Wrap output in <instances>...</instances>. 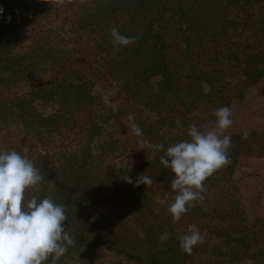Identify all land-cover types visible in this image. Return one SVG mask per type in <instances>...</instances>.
I'll use <instances>...</instances> for the list:
<instances>
[{"label":"trees","instance_id":"16d2710c","mask_svg":"<svg viewBox=\"0 0 264 264\" xmlns=\"http://www.w3.org/2000/svg\"><path fill=\"white\" fill-rule=\"evenodd\" d=\"M0 8V150L27 146L45 178L40 197L65 205L76 243L59 264H102L103 256L110 264H205L203 242L191 254L179 243L191 224L202 236L210 214L198 202L172 222L174 173L160 163L162 151L139 149L128 116L166 151L170 137L153 118L165 124L186 120L198 104L223 107L209 49L242 37L246 24L226 0H0ZM114 27L137 42L117 50ZM102 79L117 87L116 111L95 91ZM247 134H229L228 155H264V132ZM143 174L153 183L136 186Z\"/></svg>","mask_w":264,"mask_h":264},{"label":"rangeland","instance_id":"374dc122","mask_svg":"<svg viewBox=\"0 0 264 264\" xmlns=\"http://www.w3.org/2000/svg\"><path fill=\"white\" fill-rule=\"evenodd\" d=\"M256 2L263 6L255 7ZM226 3L228 12L246 24L242 37L213 42L208 54L213 81L223 94V107H229L232 113L233 124L226 134L262 133L264 2L226 0ZM116 88L114 83L102 79L95 91L105 95L112 90L114 96ZM214 110L208 104H198L186 120L170 118L165 124L160 119L153 118V121L165 129L173 145L190 139L187 131L193 123L212 127ZM229 159L230 164L235 163L232 169L225 166L204 182L206 192L199 204L211 218L201 222V260L205 264H260L254 258L264 261V155H229ZM101 263L110 264L111 258L103 256Z\"/></svg>","mask_w":264,"mask_h":264},{"label":"clouds","instance_id":"9594fccd","mask_svg":"<svg viewBox=\"0 0 264 264\" xmlns=\"http://www.w3.org/2000/svg\"><path fill=\"white\" fill-rule=\"evenodd\" d=\"M72 0H51L52 6L63 7ZM87 5L88 0H80ZM3 9L0 8V14ZM10 19V18H9ZM112 43L119 50L137 42L138 37H126L117 28L111 29ZM205 94L211 91L207 82H201ZM109 90L103 101L112 107ZM215 120L197 126L191 124L187 131L190 139L182 140L167 147L164 144H152L143 137L142 129L135 123L134 116L129 115L131 133L137 137L139 149L162 151L160 163L174 173L170 181L172 203L168 215L172 222H179L183 215L203 201L206 192L205 181L219 169L230 164L228 149L232 146L231 137L226 130L233 124L231 110L224 106L214 110ZM244 133V138L247 137ZM44 176L29 156V148L24 146L23 153L12 150H0V264H59L69 247L76 241L66 230L64 222L68 220L65 205L53 199L40 197ZM128 183L132 179L124 176ZM152 178L141 175L135 185L149 186ZM175 193L172 197V193ZM203 238L195 224L188 226L187 234L180 237V249L191 254L193 248L202 243Z\"/></svg>","mask_w":264,"mask_h":264}]
</instances>
